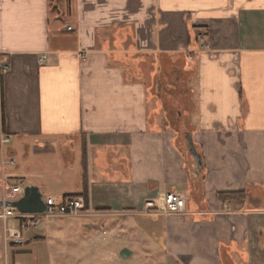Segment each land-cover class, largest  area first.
<instances>
[{
  "label": "crops",
  "instance_id": "crops-1",
  "mask_svg": "<svg viewBox=\"0 0 264 264\" xmlns=\"http://www.w3.org/2000/svg\"><path fill=\"white\" fill-rule=\"evenodd\" d=\"M51 3L0 0V137L14 142L0 167L16 162L3 178L57 204L82 196L86 169L89 211L168 217L188 264H264V0ZM70 167L76 190L45 199ZM171 192L188 219L158 209Z\"/></svg>",
  "mask_w": 264,
  "mask_h": 264
},
{
  "label": "rangeland",
  "instance_id": "rangeland-1",
  "mask_svg": "<svg viewBox=\"0 0 264 264\" xmlns=\"http://www.w3.org/2000/svg\"><path fill=\"white\" fill-rule=\"evenodd\" d=\"M51 2L53 14L58 13L63 6V0H51ZM172 114L176 120L175 128L179 130L178 127L183 120L179 116V112H172ZM13 144L3 145L0 150V159H2L3 153L6 157ZM16 161L23 174L26 173L24 169L26 167L25 156L21 153ZM32 166V171L28 172L27 175L35 178L43 176V172L35 162ZM4 168L0 167V170H5L6 174L14 171L9 166ZM1 171L0 203L5 202L4 197H7L12 188L19 182H24L25 186L30 184V179L26 175L3 178ZM75 177V171L71 167L63 174V177L58 175L55 179L59 181H53L54 187H49L48 192H45V199L49 195H58L63 191L74 192L77 187ZM55 199L57 204H61L63 200L60 196H56ZM107 211V209L89 211L86 207L85 211L77 215L44 219L37 227L26 229L23 244L10 246L7 253L3 242L5 222L0 218V263L188 264L181 258L182 256L180 257L179 253H170L169 248L172 246L167 239L168 217L159 216L155 218L142 213L124 216ZM186 214L179 216H185L188 219ZM8 225L10 227L18 225V221L9 218ZM125 250L131 252L128 258L123 257L122 253Z\"/></svg>",
  "mask_w": 264,
  "mask_h": 264
},
{
  "label": "built area",
  "instance_id": "built-area-1",
  "mask_svg": "<svg viewBox=\"0 0 264 264\" xmlns=\"http://www.w3.org/2000/svg\"><path fill=\"white\" fill-rule=\"evenodd\" d=\"M70 31L72 28H68ZM202 49L207 50L210 48L209 40L206 36H201L199 39ZM191 59V57L189 56ZM46 58H43L44 62ZM6 67L3 69L6 71ZM2 145L8 144L10 142L9 138H1ZM15 166L16 162L14 159L6 160L2 163L4 166ZM24 182H19L15 185L10 191L9 195L5 198L6 201H17L19 200L25 190ZM21 196V197H20ZM20 197V198H19ZM47 203V211L44 214H21L15 208L5 206L0 213V218L5 222V231H4V241L6 244L20 246L24 242V231L30 227H37L40 222L44 219L57 218L66 215H77L80 212L86 210L87 204L86 199L83 196L71 197L64 200L61 204H55L52 202ZM147 209L156 210L157 206L153 202L146 203ZM158 209L165 215L177 214L184 215L188 210V200L187 198L175 192L167 193L163 196ZM13 218L18 221V225L10 227L8 225V219Z\"/></svg>",
  "mask_w": 264,
  "mask_h": 264
},
{
  "label": "water",
  "instance_id": "water-1",
  "mask_svg": "<svg viewBox=\"0 0 264 264\" xmlns=\"http://www.w3.org/2000/svg\"><path fill=\"white\" fill-rule=\"evenodd\" d=\"M2 146L0 137V150L2 149ZM190 152L198 165L199 171H202L203 161L201 154L193 146L191 147ZM5 206L15 208L19 213L27 215L44 214L47 211V203L43 199V194L40 188L37 186H26L23 196L17 201L1 202L0 211H2ZM122 254L124 258H128L131 255V252L125 250Z\"/></svg>",
  "mask_w": 264,
  "mask_h": 264
},
{
  "label": "trees",
  "instance_id": "trees-1",
  "mask_svg": "<svg viewBox=\"0 0 264 264\" xmlns=\"http://www.w3.org/2000/svg\"><path fill=\"white\" fill-rule=\"evenodd\" d=\"M83 182H84V191L82 196L85 197L86 199V204H87V208H88V187H87V176H86V169L85 172L83 174ZM227 195H230V193H228ZM78 195H66L64 197V200L69 199L71 197H77Z\"/></svg>",
  "mask_w": 264,
  "mask_h": 264
},
{
  "label": "flooded vegetation",
  "instance_id": "flooded-vegetation-1",
  "mask_svg": "<svg viewBox=\"0 0 264 264\" xmlns=\"http://www.w3.org/2000/svg\"><path fill=\"white\" fill-rule=\"evenodd\" d=\"M2 134H3V137H4V135H5L4 132H2Z\"/></svg>",
  "mask_w": 264,
  "mask_h": 264
}]
</instances>
